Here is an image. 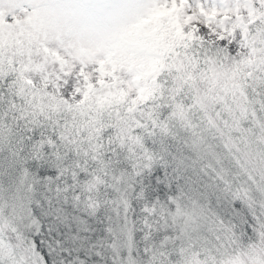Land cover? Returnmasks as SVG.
<instances>
[{
    "label": "snow or ice",
    "instance_id": "obj_1",
    "mask_svg": "<svg viewBox=\"0 0 264 264\" xmlns=\"http://www.w3.org/2000/svg\"><path fill=\"white\" fill-rule=\"evenodd\" d=\"M0 264H264V0H0Z\"/></svg>",
    "mask_w": 264,
    "mask_h": 264
}]
</instances>
